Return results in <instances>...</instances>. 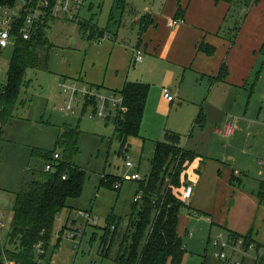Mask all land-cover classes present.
<instances>
[{
    "label": "crops",
    "instance_id": "obj_1",
    "mask_svg": "<svg viewBox=\"0 0 264 264\" xmlns=\"http://www.w3.org/2000/svg\"><path fill=\"white\" fill-rule=\"evenodd\" d=\"M145 1L133 9L132 39L127 44L110 33L103 43L87 41L89 46L79 53L76 68L57 72V77L60 83L77 81L117 94L128 83L147 84L151 89L153 80L162 78L157 86L161 100L167 104L172 106L175 101L165 98L161 86H171L169 90L188 97L187 102L204 106L208 117L228 111L230 117L220 122L232 123L234 136L221 138L213 129L214 139L203 132L192 138V132L190 140L181 145L196 158L187 163L182 176L181 196L188 186L193 187V193L183 201L179 227L183 219L188 224L196 220L207 226L202 264H232L213 255V234L223 239L230 235L250 238L255 245L253 251L247 256L228 252V258L240 264H258L261 258L264 262V127L260 124V118H264V0L248 10L215 0ZM175 19L183 23L173 26ZM56 26L65 24H54L49 37ZM138 50L144 54L142 63L134 62ZM50 61L51 55L45 70L48 73ZM222 71L226 75L219 80ZM6 83H0V90ZM4 126L0 121V138ZM154 150L155 146L153 154ZM130 169L140 172L136 167ZM21 171L28 172L25 167ZM2 184L0 214L5 218L13 209L16 194L23 189ZM189 259L186 256L184 264ZM101 260L100 264H116Z\"/></svg>",
    "mask_w": 264,
    "mask_h": 264
},
{
    "label": "rangeland",
    "instance_id": "obj_2",
    "mask_svg": "<svg viewBox=\"0 0 264 264\" xmlns=\"http://www.w3.org/2000/svg\"><path fill=\"white\" fill-rule=\"evenodd\" d=\"M145 0H86L82 21L96 25L101 31L113 36L119 35L121 43L127 44L132 39V18L134 7L146 4ZM248 10L245 5L233 6ZM64 25V24H59ZM83 30L77 24L56 26L50 34L53 49L50 61V72L29 70L26 82L21 89L18 100L8 117L0 138V183L7 187L26 189L33 181H38L45 172L47 160L45 155L58 154L61 160H66V154L57 146L59 137L66 131L79 134L76 153L72 163L85 174L82 195L68 201L69 209L62 211L54 224L49 247L43 248L45 255L36 254L38 264H100L99 248L103 241L104 229L112 226L115 239L112 256H117L124 246V240L129 232L130 221L135 208L138 183L127 178L137 174L127 167L132 163L140 170L142 181L151 173V157L156 143L166 142L167 133H175L181 137V145L206 133L214 139V127H222L226 122H220L228 111L219 112L215 117L210 115L201 105L187 102L188 97L178 96L173 92L175 103L171 106L161 100L162 78L153 80L151 85L145 115L140 131V137L129 140V148L121 155L122 147L114 139V125L118 104L109 102L112 114L108 120L89 117L94 109L93 99L78 96V105L74 107L75 114L66 110V102L70 98L67 88L76 83L81 87H89L84 83L71 81L60 83L57 72L72 70L79 64V53L89 46ZM86 41V42H85ZM14 54L11 47L0 55V83H5L9 66ZM168 80L166 85H168ZM162 91L171 86H161ZM102 97L114 96L117 102L122 100L121 94L100 90ZM183 99V100H182ZM203 109V118L207 119L204 128L195 126V120ZM258 118V117H257ZM264 127V118H260ZM222 125V126H220ZM264 157V156H262ZM25 167L28 172L23 173ZM105 176L113 177L115 188L103 187ZM121 179V181H120ZM140 181V182H142ZM119 186V187H118ZM12 210L5 214L2 240H6L11 224ZM87 215L91 216L88 221ZM182 216H184L181 211ZM113 223L109 226L108 222ZM107 227V228H108ZM179 230L190 256L187 264H202V258L207 249V226L197 221L191 224L181 220ZM72 233H77V241L68 239ZM149 233V232H148ZM206 233V234H205ZM190 234H193L191 237ZM205 234V235H204ZM207 236V237H206ZM212 241L221 239L217 234L212 235ZM1 243V242H0ZM145 241L140 249L143 250ZM2 246V244H1ZM3 248L5 245L2 246ZM10 248V247H9ZM3 249L2 252H4ZM210 250H213L211 247ZM185 257L181 264H184ZM6 259V256H3ZM172 264V263H169ZM258 264H264L263 258Z\"/></svg>",
    "mask_w": 264,
    "mask_h": 264
},
{
    "label": "trees",
    "instance_id": "obj_3",
    "mask_svg": "<svg viewBox=\"0 0 264 264\" xmlns=\"http://www.w3.org/2000/svg\"><path fill=\"white\" fill-rule=\"evenodd\" d=\"M215 1L218 4H230L232 7L245 5L251 8L260 0ZM77 25L89 41L97 42L107 36V33L96 25L92 26L84 21H79ZM53 48L45 31L29 42L21 39L17 42L9 66L7 83L0 90L2 125L12 116L11 112L26 82L27 72L47 70ZM225 75L226 72L222 71L218 79H224ZM149 94L150 86L143 83H128L121 92L123 101L117 111L114 125V139L122 147L121 155L129 148L130 139L140 137ZM202 115L201 111L195 121V126L200 128L205 127ZM78 139L79 134L71 130L59 137L57 146L66 154V160H61L60 157V160L53 164V172H43L38 181H33L28 188L16 194L7 243L4 248L0 243V264H3V256L16 264H38L35 262L37 246L41 244L43 248L49 247L58 215L69 209L70 199H77L82 195L85 174L72 163ZM53 156L54 154L45 155L43 158L48 163ZM195 158L193 152L183 149L181 137L175 133L168 132L167 141L155 145L151 173L145 181L138 182L136 195L142 194V201L135 203L124 246L117 256H112L115 232L110 226L113 222H108L110 227L104 229L103 241L99 248V255L103 260H113L116 264L182 263L187 250L178 232L180 214L185 206L180 190L186 165ZM114 184L113 177L105 176L101 185L115 188ZM230 236L234 239L241 238ZM144 241L145 245L141 250Z\"/></svg>",
    "mask_w": 264,
    "mask_h": 264
},
{
    "label": "built area",
    "instance_id": "obj_4",
    "mask_svg": "<svg viewBox=\"0 0 264 264\" xmlns=\"http://www.w3.org/2000/svg\"><path fill=\"white\" fill-rule=\"evenodd\" d=\"M0 53L6 51L11 47H15L17 42L21 39L29 42L41 33L49 32L54 24H77L82 21V13L86 7V0H0ZM181 19H175L172 22L173 26L182 24ZM109 36H105L102 40L96 43H103ZM144 61V54L141 51H136L134 54V62L142 63ZM70 98L66 102V110L75 114L74 107L78 105V96L84 98L89 97L93 99L94 109L89 113V117L101 118L108 120L112 114V109L109 102L118 104V110L121 108L122 101L117 102L114 96L110 98L102 97L100 90L91 87L79 88L76 84H72L67 88ZM164 96L169 102H174L175 98L171 95V90L164 89ZM2 108L0 106V112ZM235 126L227 122L222 127H215L214 133L221 138H230L235 134ZM60 160L58 154H54L52 159L47 163L45 172L51 173L54 171V163ZM128 168H134L132 163H127ZM239 176V172H236ZM132 182L142 181L140 174L137 173L127 178ZM119 187V186H118ZM193 193V187L188 186L183 192L182 200L188 201ZM142 201V194L136 196L135 203ZM88 221H91V216L87 215ZM4 216L0 214V242L3 246L2 233L4 230ZM77 233H72L68 237L71 241L77 240ZM211 241L210 247L214 249L213 255L223 261H228L232 264H240L228 258V252L233 254H240L247 256L250 251H253L255 245L245 238H229ZM36 254L44 255L43 246L40 244L36 248ZM3 264H16L9 261L7 258L3 259Z\"/></svg>",
    "mask_w": 264,
    "mask_h": 264
}]
</instances>
